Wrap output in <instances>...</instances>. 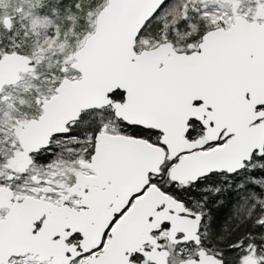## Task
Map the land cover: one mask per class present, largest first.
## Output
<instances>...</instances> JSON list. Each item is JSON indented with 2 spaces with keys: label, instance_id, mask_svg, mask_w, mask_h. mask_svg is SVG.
<instances>
[{
  "label": "snow or ice",
  "instance_id": "6c2138e0",
  "mask_svg": "<svg viewBox=\"0 0 264 264\" xmlns=\"http://www.w3.org/2000/svg\"><path fill=\"white\" fill-rule=\"evenodd\" d=\"M0 264H264V0L4 3Z\"/></svg>",
  "mask_w": 264,
  "mask_h": 264
},
{
  "label": "rangeland",
  "instance_id": "374dc122",
  "mask_svg": "<svg viewBox=\"0 0 264 264\" xmlns=\"http://www.w3.org/2000/svg\"><path fill=\"white\" fill-rule=\"evenodd\" d=\"M4 3L9 4L10 7H15L17 0H4ZM4 3H0V10H3ZM7 23H5V27H7Z\"/></svg>",
  "mask_w": 264,
  "mask_h": 264
}]
</instances>
